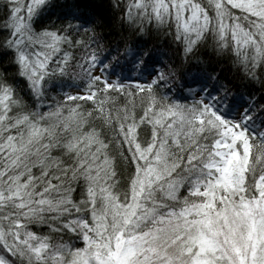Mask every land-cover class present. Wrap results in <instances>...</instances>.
<instances>
[{
  "label": "trees",
  "instance_id": "1",
  "mask_svg": "<svg viewBox=\"0 0 264 264\" xmlns=\"http://www.w3.org/2000/svg\"><path fill=\"white\" fill-rule=\"evenodd\" d=\"M193 1L208 19L187 36L149 0H46L21 25L0 0V264H105L119 236L129 264H195L185 225L213 207L227 128L247 154L227 206L258 208L264 42L233 36L239 9Z\"/></svg>",
  "mask_w": 264,
  "mask_h": 264
},
{
  "label": "rangeland",
  "instance_id": "2",
  "mask_svg": "<svg viewBox=\"0 0 264 264\" xmlns=\"http://www.w3.org/2000/svg\"><path fill=\"white\" fill-rule=\"evenodd\" d=\"M46 0H15L18 24L23 18H28ZM142 2L144 0H141ZM152 10L159 16L167 17L178 25L187 36L196 35L206 25L208 15L202 11L193 0H149ZM217 8L215 11L220 19L228 6L239 9L246 17L247 24L233 25L231 32L237 40L252 42L259 47L264 42V0H211ZM228 21L227 19H224ZM234 23V22H233ZM32 66V65H31ZM225 137L217 150L219 155L217 168L218 175L213 181V186L205 194L204 202L213 205L203 209L202 216H195L196 220L185 225L188 232V241L185 243L186 251L192 252V262L195 264H264V195L263 191L258 198L260 202L249 206L247 203L239 204L236 210L228 207V197L239 196L245 169L247 154L246 147L239 149L235 136L237 133L230 128L224 129ZM245 146V144H244ZM140 193V192H138ZM134 198V205L126 211L127 221L138 208L139 195ZM216 199H221L217 205ZM216 204V205H215ZM253 207V208H251ZM231 211L232 215L227 212ZM124 210V209H123ZM237 216L242 230L234 237H224L221 226H228ZM130 237L119 236L111 240L105 249V264H129L131 256L137 251L134 241ZM82 264H93L83 258Z\"/></svg>",
  "mask_w": 264,
  "mask_h": 264
},
{
  "label": "snow or ice",
  "instance_id": "3",
  "mask_svg": "<svg viewBox=\"0 0 264 264\" xmlns=\"http://www.w3.org/2000/svg\"><path fill=\"white\" fill-rule=\"evenodd\" d=\"M8 15L11 16L12 15V9L8 10ZM262 99H264V97H262ZM248 103H252L254 104V101L249 100ZM252 109H249V111H251ZM261 111H264V107H261L260 109ZM245 115H247V113H245ZM261 140L264 141V137H261ZM262 163H264V160L261 161Z\"/></svg>",
  "mask_w": 264,
  "mask_h": 264
}]
</instances>
